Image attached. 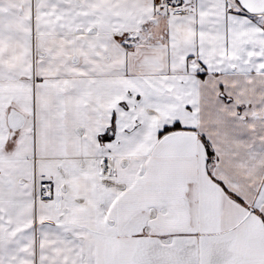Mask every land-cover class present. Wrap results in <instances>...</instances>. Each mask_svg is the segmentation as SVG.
<instances>
[{"label": "snow or ice", "instance_id": "1", "mask_svg": "<svg viewBox=\"0 0 264 264\" xmlns=\"http://www.w3.org/2000/svg\"><path fill=\"white\" fill-rule=\"evenodd\" d=\"M0 264H264V0H0Z\"/></svg>", "mask_w": 264, "mask_h": 264}]
</instances>
